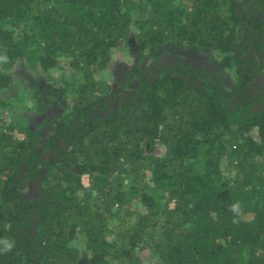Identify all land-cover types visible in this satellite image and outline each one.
Masks as SVG:
<instances>
[{"label": "trees", "instance_id": "1", "mask_svg": "<svg viewBox=\"0 0 264 264\" xmlns=\"http://www.w3.org/2000/svg\"><path fill=\"white\" fill-rule=\"evenodd\" d=\"M186 1L0 0V264H264V0Z\"/></svg>", "mask_w": 264, "mask_h": 264}, {"label": "rangeland", "instance_id": "2", "mask_svg": "<svg viewBox=\"0 0 264 264\" xmlns=\"http://www.w3.org/2000/svg\"><path fill=\"white\" fill-rule=\"evenodd\" d=\"M178 2L181 5H187L186 0H178ZM128 52L123 54L118 51H115L114 55L111 57L110 62L108 63L107 70H106V76L109 79V82L112 84V90L114 92L123 91L122 85L126 83L127 81V72L132 67V59L129 60L128 58ZM166 59L170 62L174 61H182L185 63H189L195 67H201L204 71L211 73L213 71L221 72L223 77L225 78V81L227 82L228 86H233V77L232 73L228 68H222L219 63V57H218V51L216 49H209V50H196L192 49L190 47H181V48H174L171 51H169L166 55ZM14 73H15V80L21 84L23 87H28L30 85V80L33 75L29 73V71L25 68V66L21 63L17 64L14 67ZM69 76H74L75 74L71 71H68ZM264 77V72L256 77L255 82H253L250 87L254 93H257L262 85V80ZM43 83L44 78L42 79ZM129 89L125 91V95L131 94L132 90L135 87V83H129L128 84ZM20 90L16 86L10 87L8 90L4 92H0V98L4 99L6 102H8L10 105L13 104L11 108L13 115L8 116V120H14L17 116H25L28 117L31 120H36L40 118L35 112H27V110L24 107L21 106H15L16 102L21 99L20 97ZM27 100V99H26ZM25 100V101H26ZM21 101V100H20ZM24 102V100H23ZM27 102V101H26ZM15 106V107H13ZM59 111V108L57 106L53 107L50 116L55 115ZM1 112L6 113V110L3 109ZM16 136L21 138V133H16ZM39 154L42 157H48L49 153L46 151H43L41 148H39ZM163 152V146L156 144L154 146V153L157 155H161ZM35 181V183H34ZM34 181H31L25 190V193L27 196L33 194H37L38 191V182L39 177H37ZM81 181L83 182L84 186H88L89 184V177L87 174H82ZM174 203L171 202L170 206L173 207ZM143 264H148V259H143ZM78 264H83V260H80Z\"/></svg>", "mask_w": 264, "mask_h": 264}, {"label": "built area", "instance_id": "3", "mask_svg": "<svg viewBox=\"0 0 264 264\" xmlns=\"http://www.w3.org/2000/svg\"><path fill=\"white\" fill-rule=\"evenodd\" d=\"M83 183V182H82ZM84 185V184H83Z\"/></svg>", "mask_w": 264, "mask_h": 264}]
</instances>
